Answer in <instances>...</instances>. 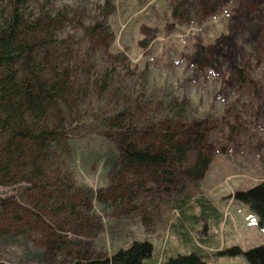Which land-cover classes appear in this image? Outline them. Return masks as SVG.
Segmentation results:
<instances>
[{"label": "rangeland", "instance_id": "obj_1", "mask_svg": "<svg viewBox=\"0 0 264 264\" xmlns=\"http://www.w3.org/2000/svg\"><path fill=\"white\" fill-rule=\"evenodd\" d=\"M21 14L54 17L49 33L88 73L79 109L65 115L73 134L66 166L74 202L89 194L91 210L80 208L79 221L57 213L54 181L38 190L20 180L0 185V262L71 264L147 241L144 264L193 252L206 264H248L227 252L264 246V224L234 200L264 184V0H27ZM98 71L108 74L104 89ZM122 111L138 128L168 121V133L198 123L208 141L204 175H184L195 150L169 181L125 172L95 128ZM119 195L123 202L113 200ZM48 242L63 250L47 252Z\"/></svg>", "mask_w": 264, "mask_h": 264}, {"label": "trees", "instance_id": "obj_2", "mask_svg": "<svg viewBox=\"0 0 264 264\" xmlns=\"http://www.w3.org/2000/svg\"><path fill=\"white\" fill-rule=\"evenodd\" d=\"M26 1L0 0L5 10L0 13V185L20 180L38 190L45 182L54 181L51 198L58 204L57 213L79 221L81 209L89 213L91 204L89 194H82L77 199L78 205L73 199L76 189L66 166L73 135L70 133L72 121L65 115L68 117L79 109L82 95L88 90L85 86L88 73L81 69L76 54H72L75 51L65 49L68 43L53 39L49 33L54 17L45 15L33 20L23 17L21 8ZM260 25L264 42V20ZM93 32V28L85 29L87 35ZM42 51L46 56L40 58ZM94 75H102L99 86L104 89L107 72ZM169 125L168 121H159L138 128L133 117L122 111L100 118L95 128L111 140L121 168L131 175L143 170L158 173L162 181H169L176 174L174 169L186 166L188 155L195 150L194 162L185 167L184 175L192 181L200 179L210 162L203 152L207 136L195 122L169 133L162 130ZM201 144L205 146L202 148ZM93 198L105 203L98 194ZM113 200L124 201L122 195ZM234 200L247 205L258 223L264 224V184L235 193ZM56 250L62 251L63 244L48 242L46 251ZM227 253L242 254L248 264H264V246L244 253L232 248ZM151 254L149 242L133 241L107 258L90 260L83 255L71 264H144ZM159 264L206 263L193 252L175 254Z\"/></svg>", "mask_w": 264, "mask_h": 264}]
</instances>
